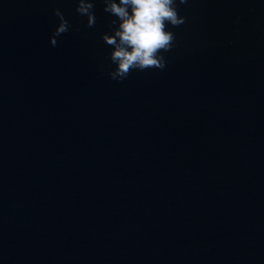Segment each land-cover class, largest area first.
<instances>
[{"label":"water","instance_id":"water-1","mask_svg":"<svg viewBox=\"0 0 264 264\" xmlns=\"http://www.w3.org/2000/svg\"><path fill=\"white\" fill-rule=\"evenodd\" d=\"M76 7L0 0V264H264V0L178 4L122 82Z\"/></svg>","mask_w":264,"mask_h":264},{"label":"clouds","instance_id":"clouds-1","mask_svg":"<svg viewBox=\"0 0 264 264\" xmlns=\"http://www.w3.org/2000/svg\"><path fill=\"white\" fill-rule=\"evenodd\" d=\"M97 0H75L76 13L87 17V27L95 26L94 12ZM103 11L116 19L111 21L110 33L102 35L104 43L112 48L109 59L116 67L107 74L110 79L122 82L133 70H164L167 64L163 53L171 51L175 34L169 25L179 27L185 17L179 15L178 4L188 0H100ZM59 25L50 38L55 47L57 38L72 27L59 9L54 10Z\"/></svg>","mask_w":264,"mask_h":264}]
</instances>
